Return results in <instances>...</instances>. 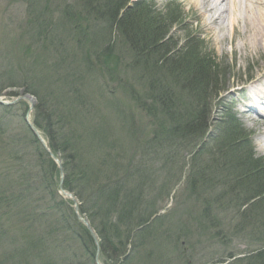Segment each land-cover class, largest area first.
I'll list each match as a JSON object with an SVG mask.
<instances>
[{"label": "trees", "instance_id": "1", "mask_svg": "<svg viewBox=\"0 0 264 264\" xmlns=\"http://www.w3.org/2000/svg\"><path fill=\"white\" fill-rule=\"evenodd\" d=\"M129 2L78 0L77 4H82L80 11L73 14L68 12L65 17L68 23L75 22L72 25V38L78 37L75 38L77 48L84 51L82 43L87 44L88 39L94 43L86 24L80 20L87 17L85 20L91 19L93 22L99 14L95 9L101 7L106 11V24L116 29L120 41L131 54L130 58L137 57L150 65L144 72L150 69L152 74H156L166 69L167 72L172 71L181 76L186 68H181L175 62L179 53L174 52L173 48H167L169 37L165 29L169 22L173 23L178 18L169 15L159 18V14L155 16L147 11L143 1L133 4L131 8L128 7ZM90 9L91 12L87 11ZM140 17L142 22L136 21ZM34 23L42 27L38 19ZM45 38V32L40 30L31 40L38 45L37 40L44 42ZM110 39L105 43V57L84 51V58L91 63L88 66L94 71L102 69L108 72L109 68H113L116 72L122 66L117 62L118 56L115 55ZM185 50V54L191 58V66L187 70L191 67L196 72V68H203V78L205 76L208 79L210 74L207 73L212 67L203 63L188 46ZM68 77L66 74L64 81L70 87L73 83L68 81ZM74 77L80 80L76 78L78 76ZM161 83L160 80L154 81L149 88L153 101L151 106L146 105L144 98L136 101L141 120H147V116H150L152 122L150 138L143 142L144 163H150L151 158L162 163L161 170H158L160 173L120 157L118 154L121 153V147L118 141L110 139L108 130L102 129L99 132L104 145L80 142L75 132H80L79 129L86 132L88 121L84 118L88 116L90 108L83 106L85 99L79 90L72 87L70 91H62L60 86L50 87L52 96L62 92L64 98L62 103H49V97L44 92L41 95L34 85L25 90L23 82L8 86L21 89L37 99L34 127L46 142L49 153L61 162L63 190L75 197L79 203V214L88 220L98 236L101 264L134 262L135 256H138V246H135L133 240L153 234L148 223L159 209H154L156 201L167 196L171 186L178 181V173L181 172L177 170L178 166L181 167L179 163L185 161L186 156H189L188 163L198 158L200 152L196 153L195 149L208 135L210 111L205 107L208 100L200 98L207 97L198 91L201 85L182 86L177 90ZM216 91L210 94L216 96L220 90L218 93ZM17 93H11L10 96H17ZM199 99L202 100L200 106L203 108L197 106L196 101ZM18 104L23 105L22 102ZM9 109L0 107V264H94L96 247L90 233L76 219L71 202L58 194L60 174L57 165L30 131L26 134L23 132L21 138L10 128L13 115ZM93 111L91 108L90 112ZM232 121L234 123L235 119L227 113L224 122ZM64 129L66 132H61ZM224 138L231 152L224 154L222 150L219 151L215 162H210L203 173L197 174L202 183L198 200L203 199L204 192L211 194L216 187L232 183L223 193H218L221 196L211 205H208L210 201L205 200L207 204L203 213L207 218L210 217L208 212L213 204L221 200L225 201L226 209H233L238 203L236 200H239L236 189L241 186L244 190L250 183L255 188L248 191L249 203H264V184H258V167L252 164V156L249 152L243 157L234 156L238 148L245 149L243 140L246 137L226 134ZM169 170H177L178 173L167 175L165 171ZM162 175L166 181L160 184L157 178ZM195 185L193 181L190 187L195 188ZM156 191L158 196H154ZM247 207L248 204H243L242 212ZM243 220L250 223L245 216ZM250 224L255 226L253 230L257 232L256 225ZM257 239L258 264H264V230L257 234ZM162 251H165L162 246L156 248L155 255L151 254L148 258L151 259L150 264H170V259ZM229 258L233 259L231 256Z\"/></svg>", "mask_w": 264, "mask_h": 264}, {"label": "rangeland", "instance_id": "2", "mask_svg": "<svg viewBox=\"0 0 264 264\" xmlns=\"http://www.w3.org/2000/svg\"><path fill=\"white\" fill-rule=\"evenodd\" d=\"M141 1L145 3L148 12L155 16L159 14V18H166L167 15L178 18L173 23L169 22L165 29L168 30L169 37L167 48H173L174 52L181 54H177L178 60L175 62L181 68L182 66L186 68L181 76L172 71L167 72L166 69L156 74H152L150 69L144 72L150 65L137 57L130 58L131 54L120 41L116 29L106 24V11L101 7L95 9L99 14L95 16L96 20L93 19V22L91 19L85 20L87 17L80 20L86 24L94 42L88 39L87 44L82 43L84 47L82 49L105 57L107 53L104 51L105 43L111 37L112 47L118 56L117 62L122 65L116 72L113 68H109L108 72L102 69L94 71L88 66L89 59L84 58L85 52L77 48L75 38L78 37L72 38V25L75 22L68 23L65 17L68 12L73 14L80 11L82 4H77L78 0H0V89H2L0 102L8 104L13 115L10 128L21 138L24 136L23 132L25 134L31 132L27 123L34 127L38 102L29 94L27 95L32 97V104L26 100H16L22 90L10 88L9 85L23 82L25 84L23 90L34 85L41 95L44 92L52 100L48 99L49 103H62L64 98L62 92L52 96L50 87L60 86L62 91H70L73 87L79 90L85 99L83 106L94 109L93 112L89 109L88 116L84 118L88 121L86 132L90 133L80 129V132H75L80 142L104 145V139L99 132L102 129L108 130L111 134L110 139L118 141L121 147V153L118 154L120 157L159 172L162 163L153 161V158L150 163H144L143 142L150 138L152 122L150 116H147V120H141L136 101L144 98L146 105H152L149 88L154 81L160 80L161 85L177 90L182 86H195L199 83L201 88H197L198 91L205 93L207 97L199 96L208 100L205 107L210 111L208 135L195 149L196 153L200 152L196 160L188 163L189 156L183 154L186 160L179 163L181 167L177 165L180 173L177 170L165 171L167 175L178 173L179 179L171 186L167 196L156 201L154 209H159L148 223L151 226L149 229H153V234L133 240L135 246H138L136 249L138 256H135L131 264H150L151 259L148 258L151 254L155 255L154 252L159 246L165 250L162 254L170 259V264H258L259 249L256 243H259L257 234L264 230V203H249L248 191L255 187L250 183L242 190L240 186L236 189L239 196V200L236 201L239 204L233 206V209H226L225 201L221 200L220 203L213 204L208 212L210 217L207 218L203 213L207 204L205 200L210 201L208 205H211L218 196H221L218 193H223L222 191L232 183L216 187L215 192L211 194L206 191L203 199L198 200V192L201 190L199 186L200 184L202 186V183L197 174L203 173L210 162H215L219 151L222 150L224 154L231 152L224 135L232 134L246 137L243 140L245 149L238 148L234 156L243 157L249 152L254 160L252 164L258 167L256 171L259 174L258 184H261L260 186L264 184V149L260 144L261 139L264 140V121L254 112H243L247 111L246 100L240 95L244 92L241 88L250 87L252 83L257 84L264 79V54L255 55L249 51L248 55L244 47L240 46L242 39L248 35L247 24L242 20L237 25L239 34L230 38L228 16L223 7L211 13L210 17L213 20L205 19L203 22L200 18L202 9L195 7L193 0H130L128 7L131 8L133 4ZM169 1L173 4L168 5ZM92 9L94 11V8ZM35 19H38L42 27L34 23ZM136 21L142 22V17ZM208 28L213 34L207 32ZM40 30L45 32L46 38L44 42H41V39L37 40V45L31 39ZM187 46L203 63L212 67L211 70L208 69L210 70L207 73L210 74L208 79L205 76L203 78V68L198 67L197 71L194 69L196 72H193L191 67L187 70L188 66H191L190 55L185 54ZM66 74L69 75L68 81L73 83L70 87L64 81ZM74 76H78L76 78L80 80L74 79ZM56 80L58 81L54 82ZM63 85L65 87H62ZM216 90H220L219 93ZM213 91L218 94L216 96L210 94ZM16 92L18 96H10ZM240 97L243 99L242 102ZM220 99L222 103L218 104L221 102ZM19 102L23 105H19ZM196 102L197 106L203 108L200 106L201 99ZM0 107L3 105L0 104ZM222 108L231 109V112L227 109L226 112L229 115L235 114L234 123L224 122L227 113ZM158 119L161 120V117ZM94 129L96 131L92 132ZM64 130L61 132H66V129ZM37 132L39 133L38 130ZM223 132L226 134L222 135ZM201 145L204 146L203 149ZM53 160L58 163L57 158ZM157 180L163 184L166 178L162 175ZM193 181L196 182L195 188L190 187ZM58 194L63 199L70 197L79 212V203L73 195H65L59 191ZM154 196H158L157 191ZM243 204L249 206L244 212L241 210ZM243 216L256 225L257 232L253 230L255 226L243 220ZM91 230L95 234L97 243L95 244L94 240L93 243L96 252L98 248L97 258L101 264L99 239L95 230L93 228ZM237 258L239 260L234 261Z\"/></svg>", "mask_w": 264, "mask_h": 264}, {"label": "bare ground", "instance_id": "3", "mask_svg": "<svg viewBox=\"0 0 264 264\" xmlns=\"http://www.w3.org/2000/svg\"><path fill=\"white\" fill-rule=\"evenodd\" d=\"M193 5L202 9L200 18L203 22L205 19H212L210 17L211 13L216 11L217 8L223 7L225 14L228 16L227 24H229L230 38L239 34L237 25L241 20L244 21L247 24L246 33L248 35L242 39L243 42L240 43V46L244 47L246 54L249 51L251 54L254 52L255 55L264 54V0H193ZM207 32L213 34L210 28L207 29ZM261 82L256 84L257 87L254 86L245 92L249 99L245 107L247 111L244 110V112H254L264 121V82L263 84ZM259 87L260 89L257 90ZM261 140L260 144L264 149V140Z\"/></svg>", "mask_w": 264, "mask_h": 264}, {"label": "water", "instance_id": "4", "mask_svg": "<svg viewBox=\"0 0 264 264\" xmlns=\"http://www.w3.org/2000/svg\"><path fill=\"white\" fill-rule=\"evenodd\" d=\"M16 100H18V101H20V100H26V101H29V103L30 104H32V97L30 98V97H28V95L26 94V93H24L23 91H21L20 92V94H19V97H17V99ZM14 101H12V103H13ZM0 104L1 105H8V104H3L2 102H0ZM30 107H31V105H30ZM31 109V108H30ZM31 111V110H30ZM27 125H28V128L31 130V132L33 133V135L35 136V138L36 139H38V141L40 142V144L45 148V150L49 153V150H48V148L45 146V143H44V141L42 140V138L40 137V135H39V133L37 132V130L33 127V125L31 124V123H27ZM50 154V156L52 157V154L51 153H49ZM52 158H54V157H52ZM58 168H59V173H60V182H59V187H58V189H59V192L60 193H62V194H65V195H67V194H69V193H67L65 190H63V188H62V181H63V171H62V168H61V166H60V162H59V160H58ZM70 195V194H69ZM70 198V197H69ZM68 198V199H69ZM70 200H72V199H70ZM73 202V209H74V212H75V214H76V217H77V219L86 227V229L88 230V232L90 233V236H91V238H92V240H94V243L96 244L97 242H96V239H95V234L93 233V230H91V228H90V226H89V223L87 222V220H85V219H83L79 214H78V211H77V208H76V204H75V202L74 201H72ZM97 255H98V248H97V252H96V257H95V264H100L99 263V261H98V258H97Z\"/></svg>", "mask_w": 264, "mask_h": 264}]
</instances>
